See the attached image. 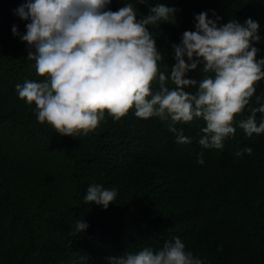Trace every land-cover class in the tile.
Returning a JSON list of instances; mask_svg holds the SVG:
<instances>
[{
	"label": "trees",
	"instance_id": "trees-1",
	"mask_svg": "<svg viewBox=\"0 0 264 264\" xmlns=\"http://www.w3.org/2000/svg\"><path fill=\"white\" fill-rule=\"evenodd\" d=\"M25 2L0 0V264H106L110 254L156 249L175 236L205 264H264V133L249 136L237 127L222 149L203 148L204 121L194 119L175 125L192 137L180 144L166 121L137 117L131 108L119 120L106 112L86 135L55 132L15 89L25 79H43L27 59L26 42L11 32L13 24L26 31L27 21L14 11ZM149 3L178 9L174 24L153 29L165 57L160 70L174 63L171 44L194 28L193 14L202 10L214 9L219 23L257 20L262 39L254 43L257 58L264 56V0ZM199 70L188 75L198 77ZM257 93L264 95V79ZM248 114L246 108L236 119ZM245 146L252 153L236 156ZM92 183L118 189L107 209L83 200ZM77 219L87 229L77 233Z\"/></svg>",
	"mask_w": 264,
	"mask_h": 264
},
{
	"label": "clouds",
	"instance_id": "clouds-1",
	"mask_svg": "<svg viewBox=\"0 0 264 264\" xmlns=\"http://www.w3.org/2000/svg\"><path fill=\"white\" fill-rule=\"evenodd\" d=\"M111 0H26L14 11L27 21L22 34L27 59L35 61L41 80L16 83L17 96L34 104L36 120L50 124L59 134L86 135L105 120L106 112L119 120L129 109L140 118L166 121L177 143H191L175 125L204 121L198 143L222 149L236 128L246 135L264 133V95L257 93L264 79V56L254 42L261 41L260 25L248 17L242 22L222 19L215 10L194 13V28L184 30L171 44L174 63L164 70L165 57L156 45L153 29L162 22L175 23L178 9L149 0H123L113 11ZM148 7L141 13L138 5ZM209 11L212 16H209ZM214 17V18H213ZM200 65L198 77L188 73ZM155 81L158 87H153ZM247 108V118L236 114ZM261 113L257 122L256 113ZM245 146L236 151L252 153ZM203 164V153L197 154ZM116 187L92 183L83 200L107 209L117 196ZM77 219V233L87 229ZM179 236L161 247L145 246L105 257L106 264H205Z\"/></svg>",
	"mask_w": 264,
	"mask_h": 264
}]
</instances>
